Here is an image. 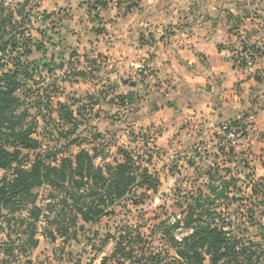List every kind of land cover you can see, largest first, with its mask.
I'll return each mask as SVG.
<instances>
[{"label": "rangeland", "instance_id": "374dc122", "mask_svg": "<svg viewBox=\"0 0 264 264\" xmlns=\"http://www.w3.org/2000/svg\"><path fill=\"white\" fill-rule=\"evenodd\" d=\"M0 1L4 16L12 12L18 22L38 28H27L22 37L25 39L14 52L8 48L3 59L5 68H12L10 58L30 49L21 57L23 64L28 63L25 69L29 76L20 75L18 95L23 100L20 109L27 111L23 127L31 131L30 137L38 145L32 150L20 148L21 166L28 168L37 155L57 165L61 158L73 156L81 148L94 155L96 165L103 166L120 161L118 148L126 147L144 159L151 157L147 167L160 182L142 205H118L113 214L96 221L77 218L65 237L55 231L58 221L68 224L70 220L68 215L57 216L62 194L43 184L35 189L36 204L43 209L33 232L36 245L32 246L29 239L30 226L0 218V264H101L111 255L113 238L124 225H140L144 235L157 238L153 227L160 221L182 218L187 193L196 195L197 189L206 198L201 201L205 207L215 208L212 218L223 224L232 241L236 239L240 264L262 262L264 0L213 1L221 4L225 15L226 41L217 48L226 52L240 71V79L231 88L238 98L223 97L214 106L210 98L207 108L178 121L172 116L178 109L176 99L166 96L167 87L156 88L157 80L149 67L140 61L136 66L127 63L120 67L118 58L103 52L108 33L100 14L108 5L106 1L102 0L106 2L102 6L88 0L84 4L87 17L79 24L73 22L67 5L46 11L44 7L49 4H41V0ZM174 3L183 6L182 21L169 34L176 30L195 34L204 19L199 14L204 0ZM120 5L124 14L140 8L137 0ZM146 38L148 35L147 42ZM129 80L136 84L129 85ZM165 106L170 108L169 113ZM230 130L234 133L231 138ZM11 173L12 168L0 170V176ZM28 208L8 217L27 219ZM187 232L182 223L173 230L178 238ZM153 240L160 244L159 239ZM8 246L14 255L5 257L2 252ZM203 264H209V257L205 256Z\"/></svg>", "mask_w": 264, "mask_h": 264}, {"label": "trees", "instance_id": "16d2710c", "mask_svg": "<svg viewBox=\"0 0 264 264\" xmlns=\"http://www.w3.org/2000/svg\"><path fill=\"white\" fill-rule=\"evenodd\" d=\"M95 3L106 5L102 0ZM4 10L0 1V170L12 168V173L0 176V218L7 223L14 219L30 226L29 239L34 246L37 243L36 239L33 240L35 223L43 212L42 207L36 204L38 194L35 189L43 184L62 194L57 203V216L64 218L68 215L70 220L68 224L58 221L55 231L63 237L70 227L75 226L77 218L84 222L96 221L103 215L113 214L114 207L118 205H142L148 198V192H156L160 182L147 167L151 157L144 159L142 154L126 147L118 148L120 161L103 166L96 165L94 155L84 148L73 156L61 158L57 165L47 163L37 155L28 168L21 166L20 148L32 150L38 145L30 137L31 131L23 127L27 111L20 109L23 100L18 95L22 86L20 75L29 76L25 69L28 63L23 64L21 57L30 49L25 48L23 54L10 58L12 68L6 69L3 59L8 48L14 52L18 43L25 39L22 37L27 28H38L34 24L26 26L18 22L12 12L4 16ZM167 104L171 106L169 102ZM143 140L147 142L145 136ZM195 193H187L189 200L182 218L174 222L160 221L153 227L152 233L157 238L144 235L140 225H124L113 238L115 246L111 255L104 257L101 264H203L205 256L209 257V264H240L236 239L232 241L223 224L212 218L216 210L205 207L201 202L206 200L201 190L197 189ZM26 206H29L27 219L8 217V214ZM205 216L209 217L208 220ZM181 223L188 232L178 238L173 230ZM48 234L54 238L52 232ZM153 239H159L160 244ZM2 254L13 256V248L8 246ZM261 259L262 262L258 260L255 264H264V250Z\"/></svg>", "mask_w": 264, "mask_h": 264}, {"label": "crops", "instance_id": "0c3cea01", "mask_svg": "<svg viewBox=\"0 0 264 264\" xmlns=\"http://www.w3.org/2000/svg\"><path fill=\"white\" fill-rule=\"evenodd\" d=\"M87 1L41 0V4H49L44 7L46 11L67 5L74 15L73 22L77 20L79 24L87 17L84 8ZM104 1L108 5L101 10L100 17H104L108 36L103 52L112 59L118 58L120 67L127 63L136 66L139 61L149 67L157 80L156 88L167 87L166 96L172 97V101L176 99L178 109L172 115L176 121L207 108L210 98L213 106L223 97L238 98L232 95L231 88L240 79V71L234 68L227 53L217 48L226 41L221 4L204 0L206 4L199 13L204 21L201 20L195 34L186 35L182 30L169 34L182 21L183 6L174 3L181 0H137L140 8L125 14L123 6L118 4L130 0ZM165 108L169 113L170 108Z\"/></svg>", "mask_w": 264, "mask_h": 264}, {"label": "built area", "instance_id": "2783aa9c", "mask_svg": "<svg viewBox=\"0 0 264 264\" xmlns=\"http://www.w3.org/2000/svg\"><path fill=\"white\" fill-rule=\"evenodd\" d=\"M94 1H96V0H92V2H94ZM233 135H234V133L232 132V130H230L229 133H228V137L231 138Z\"/></svg>", "mask_w": 264, "mask_h": 264}, {"label": "water", "instance_id": "95a60500", "mask_svg": "<svg viewBox=\"0 0 264 264\" xmlns=\"http://www.w3.org/2000/svg\"><path fill=\"white\" fill-rule=\"evenodd\" d=\"M128 84L131 85V86H134L136 84V82L135 81H132V80H129L128 81Z\"/></svg>", "mask_w": 264, "mask_h": 264}]
</instances>
